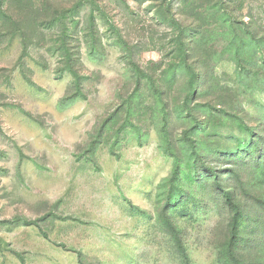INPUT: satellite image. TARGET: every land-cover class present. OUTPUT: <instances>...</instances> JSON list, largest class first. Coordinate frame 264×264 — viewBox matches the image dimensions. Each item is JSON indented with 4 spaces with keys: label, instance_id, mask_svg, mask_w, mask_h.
I'll return each mask as SVG.
<instances>
[{
    "label": "rangeland",
    "instance_id": "1",
    "mask_svg": "<svg viewBox=\"0 0 264 264\" xmlns=\"http://www.w3.org/2000/svg\"><path fill=\"white\" fill-rule=\"evenodd\" d=\"M0 264H264V0H0Z\"/></svg>",
    "mask_w": 264,
    "mask_h": 264
},
{
    "label": "trees",
    "instance_id": "2",
    "mask_svg": "<svg viewBox=\"0 0 264 264\" xmlns=\"http://www.w3.org/2000/svg\"><path fill=\"white\" fill-rule=\"evenodd\" d=\"M69 71L73 73V70L72 69H69Z\"/></svg>",
    "mask_w": 264,
    "mask_h": 264
}]
</instances>
